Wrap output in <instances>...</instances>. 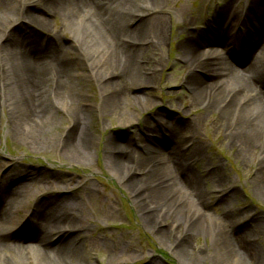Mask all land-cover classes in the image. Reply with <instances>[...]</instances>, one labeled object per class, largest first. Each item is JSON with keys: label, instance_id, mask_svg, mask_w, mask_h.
I'll return each instance as SVG.
<instances>
[{"label": "rangeland", "instance_id": "obj_1", "mask_svg": "<svg viewBox=\"0 0 264 264\" xmlns=\"http://www.w3.org/2000/svg\"><path fill=\"white\" fill-rule=\"evenodd\" d=\"M219 1L163 0L160 8L166 16L164 41L155 44L148 40L146 46L149 47L143 55L146 63L143 74L150 75L151 82L147 85L136 83L128 87L126 97L120 102L122 112L114 105L106 107L101 97L100 78L96 71H92V67L100 62V71H108L106 65L111 47L99 44L100 48L95 51L99 41L93 44L88 34L85 37L88 31L84 18L88 15L82 14L69 19L58 13L48 20L47 29H41L43 33H38L39 40L43 34L47 35V39L48 36L55 35L63 44L69 46L72 43L76 47L75 50L69 49L67 55L70 58L67 62L69 74L73 78H69L68 86L63 87L66 94H77L79 100L83 101L78 103L91 118V130L84 131V159H79L77 152L70 151L69 154L61 151L60 146L70 141V131H75L70 129L71 110L62 106L61 100L52 97L51 103H47L54 118L49 124L48 134L43 135L46 139L44 147L37 149L30 142L29 145L24 137L16 138L14 127L20 128L16 121L13 123L15 115L12 116L10 110L12 92L7 95V90H4L6 103L0 105V180L17 177L24 169H30L40 176L35 180L21 178L20 184L9 183V190L21 185L24 195L30 198V201L27 200L28 197L24 198L26 208L30 203L33 204V197L39 196L43 188L54 195L59 194L58 192L67 195L68 202L83 214L85 225L90 229L79 248V254L89 264H213L220 244L214 242L217 234H220V219L225 214L232 217V223L235 216L239 220H235L236 222L248 224L253 249L250 253L239 256V261L233 259L231 252L219 262L264 264V224H253L256 220H264V193H256L253 182L256 162L260 159L252 154L251 161L253 159L254 164L242 163L236 154V148L230 145L229 133L233 126L228 127L229 115H225L224 109L209 112L200 119L196 127L194 123L193 126L189 124L192 118L202 116L206 96L213 98L212 100H215V95H218V99H226L229 92L226 90L228 86L212 89L213 91L209 89L208 92L194 91L187 82L190 67L185 56L188 47L183 44L184 38L189 31L201 29L210 18L217 17L215 11L218 4L222 3V0ZM247 1L233 2L232 8L243 11ZM23 2H27L29 8L36 4L43 5L37 0ZM145 5L143 2L140 9L146 20L162 13L154 6L144 7ZM198 10L200 11L197 12ZM184 20L194 22V25L185 23ZM19 23L10 27L8 34H12L17 27L14 34L18 32L21 38L26 37L29 30L18 27ZM134 25L136 21L130 22L129 27ZM213 33L212 29L207 34ZM97 37L104 38L101 33ZM215 46L220 48V52L225 48V44L221 43H216ZM259 51L260 48L257 47L256 53ZM57 63H61V60ZM157 63L161 66L155 70ZM248 66H243V70ZM0 71L3 72V69L0 68ZM225 83L226 79L222 78L219 85ZM162 118L169 124L184 125L183 133L177 141L168 143L167 136L156 131ZM189 127L196 129L197 135L193 140ZM146 130L154 132L159 140L156 149H152L153 142L146 135ZM57 142L60 146L55 149L53 145ZM112 142L121 149H133L146 163L161 162V166H165L177 182L180 181L177 168H181L189 177L186 190L195 191L194 198L188 192L172 189L171 184L157 193L153 191L158 212L161 210L167 216L166 224L172 226L170 235L161 237L144 222L143 214L133 204L124 180H120L122 175L125 177V173L113 168L106 159L107 148ZM198 144L203 146L201 155L196 160L189 159ZM173 151L180 153L179 159L170 158L172 154L169 152ZM24 184L26 186L23 187ZM158 185V182L152 184L153 190ZM190 198L195 200L192 202ZM184 238L186 244L183 242ZM176 239L182 241L185 248H191L188 256L175 251L173 243ZM200 254H204V257L197 261L196 256Z\"/></svg>", "mask_w": 264, "mask_h": 264}, {"label": "bare ground", "instance_id": "obj_2", "mask_svg": "<svg viewBox=\"0 0 264 264\" xmlns=\"http://www.w3.org/2000/svg\"><path fill=\"white\" fill-rule=\"evenodd\" d=\"M37 1L43 5L36 4L29 8L27 2L23 0H0V68L3 69V72L0 71V105L6 103L4 90H7V95L12 92L10 110L12 116H16L13 123L16 121L20 128L19 130L14 127L16 138L24 137L27 143L30 142L33 147L42 149L46 141L43 135L48 134L49 124L54 118L47 103L53 99L52 97L61 100L62 106L71 110L70 129L75 131H70L69 142L66 141L61 146L57 142L53 146L55 149L60 146L64 153L77 152V157L84 159L86 157L84 131L91 130V118L78 103L83 101L79 100L77 94H66L63 87L68 86L70 79L73 78L69 74L67 62L70 58L67 54L69 49L75 50L76 47H73L72 43L69 46L65 45L52 35L49 38L52 43L47 42L48 48L44 50L43 42L36 40L32 32L47 29L48 20L53 19L58 13L66 15L69 19L82 14L88 15L84 18L88 31L85 37L88 34L93 44L99 41L95 51L100 48L99 44H108L111 47V55L106 65L108 71H100V62L95 63L92 71H96L100 78L101 97L106 107L114 105L120 110V102L126 97L129 86L136 83L147 85L151 82L152 77L143 74L146 68L143 55L149 47L146 46L148 40L155 44L164 41L166 16L160 8L163 0ZM143 2L146 4L144 7L154 6L162 13L146 20L140 9ZM233 2L238 3V0H222L215 11L217 17L210 18L203 28L189 31L184 38L183 44L188 47L185 56L190 67L188 85L193 87L194 91L208 92L209 89L213 91L218 87L223 89L227 86L226 90L229 91L226 99H218L216 97L218 95H215V100H212L213 98L206 96L203 100V105L205 103L203 109L206 113L203 112L199 118L188 121L190 125L193 126L194 123L196 127L200 119L209 112L224 109L225 115H229L228 127L233 126L232 130L229 128L230 145L236 148V154L242 163L254 164L253 159L251 161L252 154L253 156L256 154L255 158L260 159L256 162L253 182L256 193L261 194L264 193V31L258 30L257 37L248 32L250 43L245 42L239 46H235L233 32L250 23L253 17H264V0H248L243 11L234 10ZM135 21L136 25L129 27L130 22ZM17 22H20L18 27H26L30 34L21 38L18 32L14 34L17 27L12 34H8V29ZM261 23L264 25V20ZM190 25H194V22ZM212 29L214 33L208 35ZM100 33L104 38L97 37ZM216 43L225 44L222 52L215 46ZM58 45L61 47L56 49ZM257 47L258 49L262 47L258 54ZM62 53L66 54L67 60L57 63ZM156 65L155 70L161 66L159 63ZM246 65L249 66L243 70L242 67ZM230 69L232 70L229 72ZM222 78L226 79V83L219 85ZM65 98H69L67 99L69 102ZM99 107L101 108V105ZM160 121L163 123L160 122L156 131L166 135L168 143L177 141L183 133L184 125L169 124L164 118ZM194 127H189L192 140L197 135ZM147 132L146 135L155 144L152 143V149H156L159 140L154 136V132ZM202 147V144H198L189 159L196 160L201 155ZM169 153L172 154L171 159H179L180 153L175 151ZM106 155L108 163L113 168L125 173V177L122 175L120 180H124L130 198L143 214L146 225L155 229L161 237L170 235L172 226L166 224L167 216L162 214L161 210L158 212L153 191L157 193L171 184L172 189L188 192L189 196L194 198L195 191L186 190V184L189 182L187 174L181 171V168H177V175L180 176V181L177 182L171 172L169 173L165 166H161V162L146 163V160H141L133 149L130 150L129 147L121 149L114 142L108 146ZM178 162L181 163L179 160ZM39 177L32 170L24 169L17 177H10L6 181L0 180V264H89L88 260L79 254V248L90 229L85 225L83 214L68 202L67 195L63 192L54 195L43 188L39 196L33 197V204L29 202L26 208L23 201L28 196L24 195L21 185L9 190L10 182L20 184L21 178L35 180ZM157 182L159 185L153 190L152 184L155 185ZM28 199L30 201L29 197ZM190 199L192 202L195 200ZM235 220L239 221L233 216L232 223V217L227 214L221 217L220 234H217L214 242L220 244L213 264H221L219 260H224L231 252L236 261L242 254L252 251L248 224ZM253 224H264V220H256ZM185 240L184 238V244L187 243ZM177 241L178 239L173 243L175 251L188 256L191 248L189 246L185 248L186 245L182 241V244ZM203 255L196 256L197 261L203 259Z\"/></svg>", "mask_w": 264, "mask_h": 264}]
</instances>
